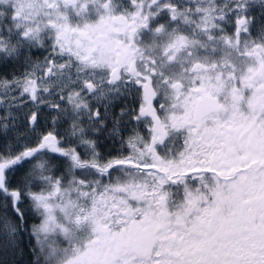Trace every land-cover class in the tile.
Here are the masks:
<instances>
[{
  "label": "flooded vegetation",
  "instance_id": "obj_1",
  "mask_svg": "<svg viewBox=\"0 0 264 264\" xmlns=\"http://www.w3.org/2000/svg\"><path fill=\"white\" fill-rule=\"evenodd\" d=\"M15 22L47 58V79L58 59L71 76L64 152L92 172L57 197L39 194L61 224L47 232L69 241L60 260L33 249L35 264H264L254 259L256 238L264 244L260 4L0 0L10 55Z\"/></svg>",
  "mask_w": 264,
  "mask_h": 264
},
{
  "label": "rangeland",
  "instance_id": "obj_2",
  "mask_svg": "<svg viewBox=\"0 0 264 264\" xmlns=\"http://www.w3.org/2000/svg\"><path fill=\"white\" fill-rule=\"evenodd\" d=\"M245 2L264 8V0ZM20 25V22L14 23L16 36L12 55L0 38V264H35L33 249H38L41 258L44 254L46 259L60 260L69 237H62L59 229L47 232L56 222L61 224L48 219L38 196L48 191L51 192L49 197H57L65 183L78 175L90 179L92 174L75 170L73 157L68 158L64 152L70 142L63 139L61 133L69 130L71 124L61 118L70 114L60 106L61 101L73 97L72 78L66 75L60 59V67L51 79L45 77L48 60L35 48L34 41L21 37ZM8 63L13 66L10 86L5 84ZM126 89L130 98L135 85L128 84ZM34 115L38 122L31 125ZM255 215H264V211L258 210ZM37 228L46 229L36 234ZM261 240L256 238V260L264 258Z\"/></svg>",
  "mask_w": 264,
  "mask_h": 264
},
{
  "label": "water",
  "instance_id": "obj_3",
  "mask_svg": "<svg viewBox=\"0 0 264 264\" xmlns=\"http://www.w3.org/2000/svg\"><path fill=\"white\" fill-rule=\"evenodd\" d=\"M48 76H49V73H48ZM32 122H35V117L32 118L31 123H32Z\"/></svg>",
  "mask_w": 264,
  "mask_h": 264
}]
</instances>
